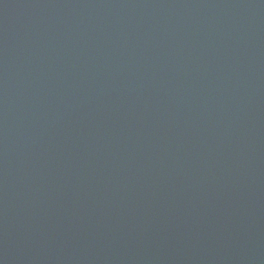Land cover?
Listing matches in <instances>:
<instances>
[{"label":"water","instance_id":"1","mask_svg":"<svg viewBox=\"0 0 264 264\" xmlns=\"http://www.w3.org/2000/svg\"><path fill=\"white\" fill-rule=\"evenodd\" d=\"M0 264H264V0H0Z\"/></svg>","mask_w":264,"mask_h":264}]
</instances>
